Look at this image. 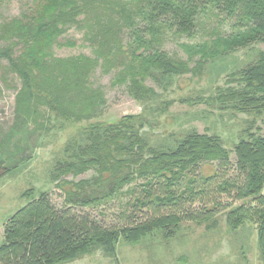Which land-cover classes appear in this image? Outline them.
<instances>
[{
	"label": "trees",
	"instance_id": "1",
	"mask_svg": "<svg viewBox=\"0 0 264 264\" xmlns=\"http://www.w3.org/2000/svg\"><path fill=\"white\" fill-rule=\"evenodd\" d=\"M14 1L22 3V11L0 23V62L7 61L6 72L21 84L14 113L24 131L33 126L26 137L28 152L49 135L52 118L75 124L100 116L106 101L103 90L92 83L98 68L105 74L115 70L111 86H125L133 100L150 108L159 95L146 85L148 80L167 91L180 76L200 75L240 48L264 44V0H0V5ZM213 19L229 33L214 30L210 40L181 44L187 60L164 49L169 35L193 40L198 26ZM72 29L83 34L93 57L56 56V48L76 46L74 40L63 38ZM260 54L255 63L232 72L239 78L230 84L239 81L242 88L219 92L210 106L261 118L264 53ZM144 116L93 123L66 143L51 171L58 187L71 186L64 191L63 207L56 206L49 192L26 196L30 201L5 224L0 264H68L97 250L116 258L122 243L139 245L159 233L165 239L175 237L183 221L178 215L183 204L204 194L200 183L212 179L199 177L200 167L207 163L228 167L231 153L217 135L192 131L174 142L152 139L145 130L152 122ZM252 125L255 122L234 148L241 180L221 183L219 189L236 190L239 200H255L256 205L231 209L227 225L237 231L253 223L264 260V137L254 133ZM28 161L23 158L19 164ZM91 172V179L73 181ZM68 177L73 180H65ZM125 194L134 199L135 210L154 215L142 220L129 217L127 226L112 229L85 211ZM211 209L188 217L197 223L211 220L215 214Z\"/></svg>",
	"mask_w": 264,
	"mask_h": 264
},
{
	"label": "rangeland",
	"instance_id": "2",
	"mask_svg": "<svg viewBox=\"0 0 264 264\" xmlns=\"http://www.w3.org/2000/svg\"><path fill=\"white\" fill-rule=\"evenodd\" d=\"M21 8L22 3L19 1L0 5V23L19 16ZM197 30L198 34L193 40L169 35L164 49L173 57L187 60L181 44L210 40L214 30L229 33L227 27H219L214 19L203 21ZM63 38L65 42L74 40L76 46L56 48L57 57L94 56L92 48L84 42L83 34L78 30L72 29ZM260 53H264V44L261 43L240 48L226 61L204 68L200 75L190 73L176 78L167 91L159 83L148 80L146 85L159 95L155 102L149 104L150 108L133 100L125 86H111L115 70L111 74H105L98 68L92 83L95 88H101L105 96L106 105L100 116L91 122L75 124L52 118L51 132L43 136L30 152L24 148L27 134L33 126L30 125L28 130L24 131L20 124H16L14 113L15 96L21 84L18 78L6 72L7 61H1L0 163H4L5 168L0 170V245L4 239L6 222L30 201L26 196L36 198L42 192H49L56 206L63 207L64 191L71 190V186L58 187L51 171L72 137L96 122L113 123L125 116L145 115L144 117L152 122L151 126L145 128L152 139L174 142L175 138L179 139L192 131L221 137L226 149L231 153V164L225 168L220 167L218 163H207L200 167L198 176L205 180L212 179L207 184L200 183L199 188L204 189V194L199 195L194 202L183 204L181 214H178L182 216L183 221L175 237L165 239L164 234L159 233L139 245L120 244L116 258L107 256L103 250H97L68 264H264L258 248L255 225L248 222L237 231L227 225L231 209L256 205L255 200H239L236 190L230 189V193H222L219 189L221 183L241 180L236 168L235 145L246 136L244 130L254 122L252 131L264 137V114L258 118L242 112L220 111L213 105L210 106V99L219 92L228 88H242L239 81L230 84L231 79L239 78L238 74L231 76L232 72L255 63L254 57L260 56ZM16 154L20 155L15 157ZM20 158L29 161L19 164ZM15 164H19V167L13 169ZM93 176L94 173L91 172L76 180H73V177L65 180L79 181L91 179ZM133 200L130 195L125 194L107 205L85 211L112 229L127 226L129 217L142 220L154 215V212L148 210H135L131 205ZM207 208L214 209L215 214L211 220L197 223L188 217L200 215L197 213H204ZM160 213L168 214L170 211L160 210Z\"/></svg>",
	"mask_w": 264,
	"mask_h": 264
}]
</instances>
